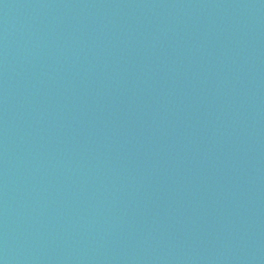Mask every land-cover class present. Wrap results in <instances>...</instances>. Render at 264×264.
Listing matches in <instances>:
<instances>
[{"label":"water","instance_id":"1","mask_svg":"<svg viewBox=\"0 0 264 264\" xmlns=\"http://www.w3.org/2000/svg\"><path fill=\"white\" fill-rule=\"evenodd\" d=\"M0 264H264V0H0Z\"/></svg>","mask_w":264,"mask_h":264}]
</instances>
